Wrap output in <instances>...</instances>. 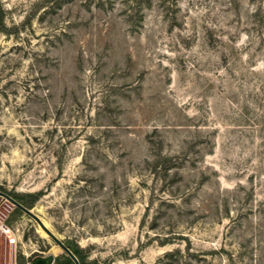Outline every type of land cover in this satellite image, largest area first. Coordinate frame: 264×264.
<instances>
[{"label":"rangeland","instance_id":"obj_1","mask_svg":"<svg viewBox=\"0 0 264 264\" xmlns=\"http://www.w3.org/2000/svg\"><path fill=\"white\" fill-rule=\"evenodd\" d=\"M261 2L0 0V190L90 264H264ZM16 206L0 264L65 252Z\"/></svg>","mask_w":264,"mask_h":264},{"label":"water","instance_id":"obj_2","mask_svg":"<svg viewBox=\"0 0 264 264\" xmlns=\"http://www.w3.org/2000/svg\"><path fill=\"white\" fill-rule=\"evenodd\" d=\"M4 195L7 198H9L15 205L19 206L32 216H34L38 222L41 224V226L47 231V233L54 238V240L65 250L75 261L77 264H81L79 258L75 254V252L72 250L69 244H67L62 238H60L51 228L47 226V224L43 221V219L35 213L30 207L24 205L22 202L17 200L15 197H13L11 194L4 192L0 190V196ZM56 255L54 252H49L47 254H36L32 258V264H52L55 261Z\"/></svg>","mask_w":264,"mask_h":264},{"label":"trees","instance_id":"obj_3","mask_svg":"<svg viewBox=\"0 0 264 264\" xmlns=\"http://www.w3.org/2000/svg\"><path fill=\"white\" fill-rule=\"evenodd\" d=\"M262 4L259 6V8L256 10V15L258 16L259 14H261V19H264V15L262 13L263 10V4H264V0H262L261 2ZM5 25V13H4V8L2 6V4L0 3V31L3 30ZM13 197H15L17 200H19L20 202H22L24 205L31 207L33 202L32 200H28L27 198L24 197V195L22 194H14L12 195ZM16 209L21 210V208L19 206H16ZM67 244H69L66 241ZM70 245V244H69ZM70 247L72 248V250L75 252V254L77 255V257L79 258L81 264H90V262L86 259L84 252L82 250L81 247L77 246V245H70ZM52 264H77L76 261L65 251L63 254L56 256L55 261Z\"/></svg>","mask_w":264,"mask_h":264},{"label":"built area","instance_id":"obj_4","mask_svg":"<svg viewBox=\"0 0 264 264\" xmlns=\"http://www.w3.org/2000/svg\"><path fill=\"white\" fill-rule=\"evenodd\" d=\"M0 227L5 231L10 233L11 232V227L8 226L6 223L2 222ZM28 264H32V261H29Z\"/></svg>","mask_w":264,"mask_h":264},{"label":"bare ground","instance_id":"obj_5","mask_svg":"<svg viewBox=\"0 0 264 264\" xmlns=\"http://www.w3.org/2000/svg\"><path fill=\"white\" fill-rule=\"evenodd\" d=\"M43 228V227H42ZM44 229V228H43ZM45 230V229H44ZM46 231V230H45ZM47 232V231H46Z\"/></svg>","mask_w":264,"mask_h":264}]
</instances>
